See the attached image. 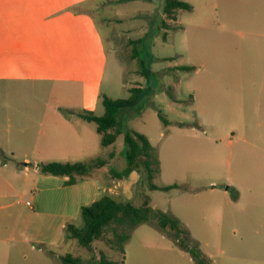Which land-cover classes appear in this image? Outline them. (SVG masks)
<instances>
[{
	"label": "crops",
	"instance_id": "0c3cea01",
	"mask_svg": "<svg viewBox=\"0 0 264 264\" xmlns=\"http://www.w3.org/2000/svg\"><path fill=\"white\" fill-rule=\"evenodd\" d=\"M92 1L0 0V92L7 86L6 101L15 104L13 112H0V264L61 261L58 252L65 242L63 228L72 216L71 206H86L79 199L96 194L100 188L96 183L101 185L103 178L113 183L103 186V193L118 195L121 187L119 178L107 168L114 151L103 153L101 157L108 163L93 169V176L78 178L72 185L65 184L68 177L43 174L38 168L53 161L81 162L82 150L96 138L93 130L82 124L92 122L80 114L96 115L103 95L111 97L103 84L109 55L114 53L105 47L97 19L85 9ZM149 1L133 0V13ZM161 4L157 10L160 24L152 20V28L132 41L135 58L145 71L149 60L143 52L150 48L152 39L156 41L160 29H165L164 0ZM223 26L220 59L213 51L211 58H198L191 65L196 78L190 102L197 117L195 133L182 141L193 151L194 142L201 145V154H206L208 127L219 117L229 120L232 134H239L241 144L232 155L236 170L222 192L223 220L232 219L244 237L254 232L264 257V42L259 61L251 52L257 36L264 40V32L252 30L247 39H240L238 35L243 33L238 25L230 26L223 20ZM145 87L147 84L137 88ZM27 89L32 93L22 103H29V109L15 111L21 92ZM4 99L0 95L3 103ZM80 129L85 131L83 135L78 133ZM4 134L9 135L8 140ZM90 176L93 179L79 182ZM180 182L186 181L179 176L173 184ZM200 187L203 189L192 185L188 191L195 200L214 192L213 188Z\"/></svg>",
	"mask_w": 264,
	"mask_h": 264
},
{
	"label": "rangeland",
	"instance_id": "374dc122",
	"mask_svg": "<svg viewBox=\"0 0 264 264\" xmlns=\"http://www.w3.org/2000/svg\"><path fill=\"white\" fill-rule=\"evenodd\" d=\"M182 1L190 3L193 9L178 10L177 24L165 16L167 28L160 29L156 41L152 39L150 48L143 52L144 59L149 61L151 52L153 62L150 65L156 71L148 76L135 58V45L132 41L138 40L152 28V20L160 24L157 10L161 9V0L149 1L148 5L140 7L138 13H133V0H95L85 6L98 21L96 26L100 35L105 38V47L112 49L114 53L109 55L104 92L113 98H128L130 89L139 85L147 84L153 90V98L141 112L134 108L127 110L125 129L145 136L155 148L161 163V173L154 183H171L176 187L168 191L150 190L147 175L143 171L134 170L119 178L121 187L117 190L118 195L103 193V186L113 184L103 178L102 186L96 183L100 187L96 194L79 199V203L87 206L100 197L109 195L119 203L130 202L140 206L145 197L149 196V205H155L176 217L186 230L191 245L198 247L213 264H264L254 232H250V237H244L246 234L237 230L232 219L223 220L222 192L228 177L234 175L236 170L232 155L241 144L239 134H232L229 120L219 117L208 127L210 141L207 143L206 154H201V145L194 142L193 151L191 146L182 141L183 137L195 133L193 126L196 125L197 112L190 101L194 94L196 71L175 69L178 66H191L201 57L211 58L213 51H216L215 58L220 59L218 51L221 48V33L225 31L223 20L230 26L238 25L243 33L238 35L240 39H247L252 30L264 32V0ZM263 42L257 36V41L251 46L255 61L261 58L259 50ZM5 88L7 86L4 85V89L1 88L3 92H0L5 97V103L0 100V112L8 114L14 111L15 104L6 101L9 92ZM168 91L178 99L176 102L170 99ZM31 93L28 89L21 92L22 99L16 103L15 111L28 108L29 103L22 101ZM103 110L104 106L101 105L96 115L103 113ZM159 110L169 124H164L159 118ZM66 111L64 110L65 114ZM82 124L93 130L96 139L91 146L86 145L82 150L79 161H90L101 157L103 153L114 151L115 157L107 168L122 172L127 167L124 143L126 130L117 137L113 145L103 148L100 145L101 136L95 132V124ZM80 131V135L85 132L82 129ZM197 131L202 130L197 128ZM170 133L173 135H169ZM7 137L9 135L6 134L5 139ZM230 139L233 143L229 142ZM91 176L79 182L93 179ZM179 176L186 182L173 184ZM211 181L215 183L210 185ZM192 185L200 190L203 189L201 185L206 190L213 188L214 192L207 193L203 200H195L190 196L192 193L188 192ZM71 210L70 221L81 225V208L71 206ZM128 234L123 255L115 247V243L107 242L115 240L110 230L92 242L91 250L81 247L75 239L64 237L65 242L58 253L61 256L71 253L79 257L83 264H100V253L113 260H121L123 257V264H195L190 254L171 238L169 229L162 230L155 224L143 223ZM55 264L62 262L58 260Z\"/></svg>",
	"mask_w": 264,
	"mask_h": 264
},
{
	"label": "trees",
	"instance_id": "16d2710c",
	"mask_svg": "<svg viewBox=\"0 0 264 264\" xmlns=\"http://www.w3.org/2000/svg\"><path fill=\"white\" fill-rule=\"evenodd\" d=\"M192 9L193 7L190 3L182 0H164L163 12L171 21L176 20V12L178 10L191 11ZM162 25L164 28L168 26L166 21H163ZM149 58L150 61L144 66L146 69L144 73L147 76L153 74L149 69L150 64L153 62L151 54ZM175 69L189 71L194 69V67L184 65ZM168 94L172 101H176L175 96L170 91H168ZM153 96V90L150 86L131 88L128 98L113 99L103 95V115L96 116L91 112H86L81 113L80 116L85 121L95 124L97 132L101 135V145L108 147L126 130L125 113L127 110L134 108L138 112H141L149 104ZM69 113V111H66V114ZM158 116L164 124H169V121L160 110L158 111ZM124 143L127 167L122 172L111 170L116 177L121 178L123 175L138 170L143 171L147 175L148 188L150 190L168 191L176 187L175 185L158 186L154 183V180L161 173V163L155 148L145 136L131 130H126ZM107 163L103 157H97L90 161L74 163L47 162L40 164L38 168L43 174L68 177L65 184L72 185L77 182L78 178L89 176L91 170L103 167ZM149 201V196H146L143 204L136 206L130 202L119 203L112 197L104 195L92 204L81 208V225H77L71 221L65 223L63 228L64 237L65 239H75L81 247L91 250L92 242L100 239L105 231L110 230L115 240L110 239L107 242L109 244L115 243V247L123 255L124 243L129 238L128 233L143 223H151L155 224L159 229H169L171 231V238L181 249L190 254L195 264H213L198 247L191 245L186 230L183 229L181 222L176 217L160 209L151 207ZM60 260L62 264H83L79 257H75L71 253L60 256ZM98 260L100 264L124 263L123 257L121 260H113L107 258L103 253H100Z\"/></svg>",
	"mask_w": 264,
	"mask_h": 264
}]
</instances>
